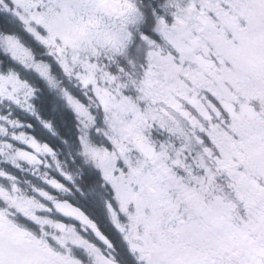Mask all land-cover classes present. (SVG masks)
<instances>
[{
  "label": "snow or ice",
  "instance_id": "1",
  "mask_svg": "<svg viewBox=\"0 0 264 264\" xmlns=\"http://www.w3.org/2000/svg\"><path fill=\"white\" fill-rule=\"evenodd\" d=\"M0 264H264V0H0Z\"/></svg>",
  "mask_w": 264,
  "mask_h": 264
}]
</instances>
